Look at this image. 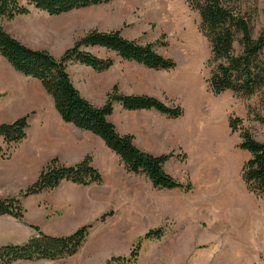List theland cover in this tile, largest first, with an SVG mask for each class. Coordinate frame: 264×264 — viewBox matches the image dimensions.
I'll use <instances>...</instances> for the list:
<instances>
[{
    "label": "rangeland",
    "instance_id": "1",
    "mask_svg": "<svg viewBox=\"0 0 264 264\" xmlns=\"http://www.w3.org/2000/svg\"><path fill=\"white\" fill-rule=\"evenodd\" d=\"M252 5L256 6L254 0H245V9ZM258 8L259 15L253 18L255 37L264 27V0H258ZM6 22L3 25L15 31L14 24ZM24 26L18 31H32L31 36L41 41V50L56 59L93 30L121 31L141 43H166L158 50L177 62L173 71H150L122 61L115 53L88 48L100 57H112L115 65L97 73L73 64L69 74L81 95L97 107L105 104L117 86L125 95H148L164 98L167 105H180L193 122L123 109L111 118L121 134L134 136L142 151L155 156L174 152L165 169L181 183L191 182V192L155 189L129 173L119 177L110 169L115 164L110 150L107 153L98 137L56 127L45 134L40 109L20 106L29 98L16 97L24 90L33 94L34 88L13 76L0 55V124L30 116L27 138L28 134L34 137L0 157L8 160L0 167L1 184L12 183L9 192L14 193L0 198L18 197L52 160L74 166L89 156L93 166L107 176L105 185L64 182L54 190L23 198L24 219L32 234L36 233L33 226L48 235L68 236L91 225L88 241L71 264H126L114 260L128 258L140 242L137 262L131 264H264V197L251 193L242 179L251 155L239 148L240 132L233 133L229 126L231 116L240 117L244 127L264 142V125L255 117H264V90L251 98L231 91L216 96L210 91L211 45L201 30L199 12L188 0H116L73 11L52 25H40L37 31L32 25ZM0 148L8 150L2 138ZM240 203L253 207L245 209ZM158 228L165 230L162 239H144Z\"/></svg>",
    "mask_w": 264,
    "mask_h": 264
},
{
    "label": "trees",
    "instance_id": "2",
    "mask_svg": "<svg viewBox=\"0 0 264 264\" xmlns=\"http://www.w3.org/2000/svg\"><path fill=\"white\" fill-rule=\"evenodd\" d=\"M114 1L0 0V55L17 72L39 81L52 98L62 120L99 137L120 158L127 173L146 176L155 189L191 192L194 188L191 182L181 183L165 169L166 163L175 157L174 152L160 156L144 152L135 144L134 136L121 134L111 121L116 104L128 112L155 111L171 120L184 117L185 109L182 106L167 105L148 95H125L116 86L108 94L105 104L97 107L81 95L68 71L70 64L84 65L97 73L109 71L115 65L112 57H100L88 51V48L115 53L122 61L139 64L148 70L173 71L178 66L177 62L158 50V46L165 47L166 43H141L124 37L121 31L93 30L66 50L60 59H56L47 51L25 46L8 34L3 26V21L29 15L32 7L50 16H61ZM254 2L256 6L245 9V0H188L191 8L199 12L201 30L211 45L212 57L208 66L213 69L207 83L216 96L231 91L251 98L264 90V27L255 37L253 18L258 17L259 8L258 0ZM255 117L264 125V117L259 114ZM29 120L30 116H25L13 123L0 124V138L8 146V150L0 148V157H6L12 146L27 138ZM243 124L240 117L229 118L232 132H240L239 148L251 155L244 165L242 179L251 193L264 197V142L258 141ZM64 182L90 187L104 184V178L89 156L74 166H63L58 160H52L39 178L18 197L0 198V217L11 216L22 221L26 212L22 205L23 198L54 190ZM33 228L36 233L24 244L0 246V264L67 261L84 247L92 226H83L68 236H52L39 227ZM164 235V228H158L149 231L144 239L160 240ZM140 249L141 242L128 258L114 261L126 264L137 262Z\"/></svg>",
    "mask_w": 264,
    "mask_h": 264
},
{
    "label": "crops",
    "instance_id": "3",
    "mask_svg": "<svg viewBox=\"0 0 264 264\" xmlns=\"http://www.w3.org/2000/svg\"><path fill=\"white\" fill-rule=\"evenodd\" d=\"M67 15L68 14L61 15V16H50L46 12L37 10V9L32 7L31 8V14L24 15V16H19V17L15 18L12 21H7L6 22V23H8L9 26L14 24L13 28L15 29V31L13 29L8 28V26L7 27L5 25H3V26H4L5 30L8 29V31L14 36V38L19 39L20 42H22V44H24L27 47H29L31 49H34V50H41L42 49V45H41V41L39 40V37L31 36L32 35L31 34L32 31H29L27 34L22 32L23 34H21L18 31V29H25L26 27L24 25L25 24L26 25L29 24V25H32L30 27H32L33 29H35L37 31V30H39L41 28L40 25H45V24L52 25L55 22L61 20L63 17L67 16ZM45 32H47V31H45ZM48 34H49L48 36L51 39L54 38L53 34H51V35H50V33H48ZM43 39L44 38L42 37V40ZM45 48L48 49L50 47H45ZM54 51H56V50L53 48V52ZM59 57L60 56H58V58ZM2 59L5 62L4 63L5 67L11 72L12 75L14 73L15 75H17L20 78H22V80L27 81V83H29L34 88V91H35L33 93L34 95L30 94L28 91L26 92V90H24L23 92H21L22 95L18 93V94H16V97L17 96H23L24 100L26 98H29V100H27L26 102L22 101L20 106L26 105V104H30L31 106H34L35 108L40 109V112L42 113V117H43L44 123H45L44 130H43L45 132V134H47V131H49L50 129H52L54 127L58 128V129H62L64 131H71V129H72V130H75L77 132H84V133H87V134L90 133V132L82 131V130L76 128L75 126H73L72 124L65 123L62 120V118H61L60 114L58 113V111L56 110L52 98L44 90V88L42 87L41 83L39 81L33 79V78L26 77L23 74L17 72L3 57H2ZM70 65H73V64H70ZM69 66H68V71H69ZM77 66H81V65L79 64ZM83 67H85V66H83ZM150 71H154V70H150ZM93 73H94V71H93ZM175 97H178V96H175ZM160 99L163 102H165V103L167 102L164 98L163 99L160 98ZM16 102H18V101H14V102H11V103L15 104ZM18 103H20V102H18ZM121 109H123V108L119 104L115 105V113L117 112V110H121ZM139 112H147V111H139ZM149 112H155V111H149ZM155 113H157V112H155ZM157 114H159V113H157ZM185 115H186V112H185ZM185 115H184V117H182V119L183 118L185 120L188 119L191 122V124L193 125V122L190 119V117H188V116L185 117ZM177 120H179V119H177ZM111 121H112V119H111ZM90 135H92L93 137H97V136L93 135L92 133H90ZM29 136L30 135L28 134V138H27L28 142L27 143H31V139L34 138L32 136H30V137ZM98 140L100 141L101 139L98 137ZM106 149H107V153H108L109 149L107 147H106ZM108 155H111L112 159L115 161L114 162L115 164L111 165V168H110L111 171H113V169H114V171L116 172V175H118L119 177L120 176H124V174L125 175L128 174L126 169H125V166L121 165L120 159L118 158V156H114L115 154L112 151L111 152L109 151ZM7 161L8 160L5 159V158H0V167L6 166ZM107 170H108V168H107ZM101 172H102V175H103V178H104V185H105V183L107 181V178H106L107 176H106V173L103 172L102 170H101ZM136 177H138V179L140 181H142V182H148L149 185H151V187L154 188L152 183H151V181L146 176L139 175V176H136ZM2 182H3V180L0 181V197H8L10 195H13L14 193L9 192V188L13 189V187H12L13 184L10 182L11 183L10 185H4V184H1ZM148 187H150V186H148ZM3 188H4V190H3ZM176 190H178V189H176ZM165 191H174V190H165ZM31 197H34V196H31ZM29 226H30V224L28 222H26L25 219L20 221V220H17L15 218L11 217V216H2V217H0V246L21 245V244H24L25 242H27L34 235V234H32L31 228ZM76 258H77V255L72 257V258H70V259H68L67 261H64V262L40 261V262H17V263H14V264H71V262L74 261Z\"/></svg>",
    "mask_w": 264,
    "mask_h": 264
},
{
    "label": "bare ground",
    "instance_id": "4",
    "mask_svg": "<svg viewBox=\"0 0 264 264\" xmlns=\"http://www.w3.org/2000/svg\"><path fill=\"white\" fill-rule=\"evenodd\" d=\"M239 200H240V199L237 200V198H235V201H236V202H237V201L240 202ZM240 204H242V203H240ZM242 205H243V207H244L245 209H249V207H250V208L253 207L252 204H248V203H246V205H244V204H242Z\"/></svg>",
    "mask_w": 264,
    "mask_h": 264
}]
</instances>
